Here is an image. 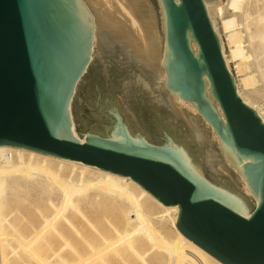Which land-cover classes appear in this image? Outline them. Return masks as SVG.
<instances>
[{"label":"water","instance_id":"obj_1","mask_svg":"<svg viewBox=\"0 0 264 264\" xmlns=\"http://www.w3.org/2000/svg\"><path fill=\"white\" fill-rule=\"evenodd\" d=\"M158 1L163 86L211 127L254 207L210 134L156 93L161 77L104 36L90 64L93 25L82 0H0V147L126 177L176 207L178 231L218 262L264 264V123L225 65L206 8L218 0ZM124 62L145 86L124 85L135 78Z\"/></svg>","mask_w":264,"mask_h":264},{"label":"bare ground","instance_id":"obj_2","mask_svg":"<svg viewBox=\"0 0 264 264\" xmlns=\"http://www.w3.org/2000/svg\"><path fill=\"white\" fill-rule=\"evenodd\" d=\"M226 1L243 2L239 22L246 33L248 47L251 48L252 43H256L255 51L264 56V1ZM82 2L92 17L91 55L97 38V29L94 25L99 23L112 39L118 41L120 49L150 73L161 77L158 85L165 90L163 94L168 96L174 105L181 110L185 108L188 112L198 115L193 105L173 96L163 86L165 73L162 61L165 42L163 40V45L159 42L161 40L155 30L152 16L148 14L151 12L145 7L147 0H82ZM211 8L214 18L211 21L214 22V30L221 40L222 56L234 78L237 94L264 123L262 108L260 110L243 93V88L253 84L247 80L237 79L235 71L231 70L230 66V59L235 58V53L232 51L229 52L230 55L225 53L222 27L220 31L216 20L218 18L222 21L224 15L225 8L222 0ZM208 13H210L209 10ZM249 19L254 22L250 21V23L256 25L254 31L250 30L247 23ZM222 25L224 29L228 26V24ZM191 49L194 53L197 52L194 43H191ZM254 53H251L252 56L259 55V53L253 55ZM260 55L258 57H261ZM247 59L250 58L247 56ZM255 59L253 61L259 72L260 64L258 65L259 62ZM261 60V65L264 66V59ZM260 72V81L264 85V74ZM205 124L213 132L211 127ZM73 134L75 135V132ZM212 136L215 137L225 159L216 135L213 133ZM238 177L242 182L243 193L253 197L239 174ZM29 191L38 193L37 203L42 202V197H45V203H40L37 208H34V212L29 213V225L25 230L30 235L19 238L22 245L21 247L19 244V248L21 247L20 250H22L24 246L27 249L28 256H25L31 262L36 261L38 264H222L178 231L175 225L178 215L176 207L165 208L160 205L128 178L9 147H0V264H7L5 262L9 261L7 255L5 256L2 252L3 246L7 243L3 234L6 230L19 233L14 223L22 222L20 220L23 215L22 213V216L19 215L20 209L25 211L26 196ZM53 195L57 196V203L52 201ZM253 202L257 204L255 199ZM86 211H90V214L86 215ZM12 216L13 222L9 219ZM46 233L57 239V241L52 240L55 243L58 242L55 248H53L55 243L51 246L52 243L47 242V236L44 235ZM68 234L70 237L73 235L76 239L78 238L77 248L71 244ZM49 235L48 237H51ZM39 242L47 246L48 251L44 253L45 256H39L37 251L35 252ZM10 248L12 250V247ZM17 253L16 250H12L11 254L16 256Z\"/></svg>","mask_w":264,"mask_h":264},{"label":"rangeland","instance_id":"obj_3","mask_svg":"<svg viewBox=\"0 0 264 264\" xmlns=\"http://www.w3.org/2000/svg\"><path fill=\"white\" fill-rule=\"evenodd\" d=\"M218 1H217V3H218ZM260 1H264V0H260ZM147 2L148 3L146 4L145 7H146V9L150 10V12H151V13H148V14H149V16H152V20L154 22L155 30H156V32L158 34L159 39L161 40L159 42L161 43V45H163L164 34H163L162 24H161L159 3H158L157 0H147ZM217 3H215V4H217ZM222 3H223V6L225 8L224 15L222 17V21L220 19H218V18L216 20H217V27H219L220 31H221V27H222L221 34H222V38H223L224 45H225V53L227 55H230V53H229L230 51L235 53V58L234 59H230L231 60V64H230L231 70L235 71V75L237 76L238 80H247L251 84L254 85V86L252 85V86L243 88L244 89L243 93L246 96H248L251 99V101L256 106H258L260 108V110L262 108L261 112L264 113V85H262V81H260L261 79H260V76H259V72L260 71L261 72L264 71V69H262V68H264V66L261 65L262 64L261 63L262 62L261 59H264V56L260 55L259 52L255 51L254 47H256L255 46L256 43H254V42L252 43L253 48H252V46H251V48L248 47L247 40H246V33H245L243 27L241 26V24L239 22V15H240V12H241V10L243 8V2H238L237 1V2L230 3V1L222 0ZM215 4H213L212 6L211 5L210 6L206 5V8H209V11L211 12L212 11L211 7H213ZM142 11H145V10L142 9ZM252 16H254V15H252ZM250 19H249V22L247 20V23H249L248 25L250 27V30L254 31L255 28H256V25H254L253 24L254 22L252 20H250ZM213 20H214V18H213ZM250 21H252L253 23H250ZM222 24H228V26H226L225 29H224V27H223L224 25H222ZM94 26L97 29V31H96L97 32V36L96 37L104 36V37H106L107 39H109L111 42H113L115 45H117L119 47L118 41L116 39L115 40L112 39L106 33L105 29L101 28L99 23H97ZM246 44H247V46H246ZM96 51H97V41H96L95 48L92 51L90 64H94V62H95ZM252 51L255 52L253 55L259 53V55L261 57H258L259 56L258 54H257L258 56H256V57L252 56V54H251V53H253ZM247 56L250 59H247ZM252 58L253 59L256 58L258 60L259 63H257V64L258 65L260 64L259 65V69H260L259 72H257L256 66H255V62L253 61ZM258 58H260V59H258ZM257 60H256V62H257ZM261 72H260V74H264V72H262V73ZM86 74H88V72H86ZM153 75H155V74L153 73ZM252 77H253V79H252ZM252 81H255V82H252ZM76 91H77V89H76ZM156 93H165V90L161 89L159 87V85H158ZM73 102H74V99H73ZM73 102H72V104H73ZM181 111H183L187 116L195 117L196 118V122L198 124H200V126L204 129V132L206 134H210V141L213 143L214 148L217 150L218 155L220 157V160L222 161L224 166L233 174V176L235 177L236 181L238 182V185H239L238 191L241 192L244 196H246L247 199L250 201V204L254 207L255 204L253 202V200H254L253 197L247 196L245 193H243L244 189L242 188L243 187L242 186V182L239 180L237 172L228 163H226L225 159H223V156H222V154L220 152V148L217 145L215 137L212 136L213 132H211L210 128L202 121V119L198 115H195L192 112L190 113V111L188 112V110L185 109V108H182ZM71 115H72V105H71ZM72 119H73V117H72ZM73 127H74L75 136L77 138H79V136H78V134L76 133V130H75L74 122H73ZM80 140L82 141L83 138H81ZM38 196H39L38 193H35L33 191H29L27 193V196H26V205H27V207H26L25 211L20 209V214H19V215H21V213H22V215H23V217L20 220L22 222L14 223L16 229L19 230L18 231L19 233H16V232H14V233H16V235H20L21 237L13 235L14 233H12L9 230H6L5 233L3 234L5 236V240H7V243H6V245L3 246L2 252L4 253L5 256L7 255V260H9L8 262H5L7 264H21V263L22 264H26L27 262L30 261L28 259V257H26V256H28L27 255L28 254L27 249L24 248V246H23L22 250H20L22 245L19 242V240H20L19 238H26L27 235L28 236L30 235V233H28V231L25 230V228L29 225V223H28V217L30 215L29 213L34 212V208H37V206L40 203H43V204L45 203V197H42V202H38L37 203ZM51 199H52V201L54 203L58 202V199H57L56 195L51 196ZM85 214L89 215L90 211H86ZM9 219L13 222V216L10 217ZM46 234H44V235L47 236L46 237L48 239L47 242H49V244L52 243L51 246H53V244L55 243L54 241L55 240L57 241V239H55L54 236L49 235V233H46ZM11 235H12V237H11ZM48 235L51 236L52 238L48 237ZM45 236H44V239H46ZM71 236L72 237H70L69 234L67 235V237H69V240H70L71 244L77 248L78 238L76 239L73 235H71ZM15 238H17L18 240H16ZM15 240H16V242H15ZM52 240H54V241H52ZM42 243L43 242H39V245L36 246L37 250L33 249V250H35V252L37 251V254H39V256L40 255L41 256H45V254L48 251L47 246H45V244H42ZM16 244H18L17 247H16ZM19 244L21 246L20 248H19ZM57 245H58V242H56L54 244L53 248H55V246H57ZM33 246H35V245H33ZM10 247H12V250H16V253L18 252L16 256H15V254H11L12 250H11ZM37 247L39 248V250H38ZM33 248H35V247H33ZM9 251H10V253H9ZM18 257H19V260H18ZM24 260H26V261H24ZM23 261H24V263H23ZM32 262L36 263V261H32ZM32 262L30 261L27 264H31ZM36 264H38V263H36Z\"/></svg>","mask_w":264,"mask_h":264},{"label":"flooded vegetation","instance_id":"obj_4","mask_svg":"<svg viewBox=\"0 0 264 264\" xmlns=\"http://www.w3.org/2000/svg\"><path fill=\"white\" fill-rule=\"evenodd\" d=\"M121 67L127 69L128 71H130L133 76L135 77L134 79L132 77H129V79H127V82L124 83V85L126 87L129 88H136V87H140L141 85H144V79H143V75L141 74V72L138 69H131L129 67H127V62L124 63H120Z\"/></svg>","mask_w":264,"mask_h":264}]
</instances>
